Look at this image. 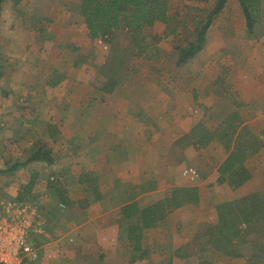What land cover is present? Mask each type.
I'll use <instances>...</instances> for the list:
<instances>
[{
    "label": "crops",
    "instance_id": "1",
    "mask_svg": "<svg viewBox=\"0 0 264 264\" xmlns=\"http://www.w3.org/2000/svg\"><path fill=\"white\" fill-rule=\"evenodd\" d=\"M25 1L29 5L27 15L35 16L34 23L47 21L41 18L52 16L48 26L42 31L34 29L33 35L22 25ZM34 1L4 0L0 9V193L1 198L17 202L21 188L28 182L33 184L25 196L26 201L17 203L26 204L30 199L39 206L41 222L34 223V234L28 236L37 252L34 264H198L192 241L207 214L206 209L211 208L208 199H215L220 190H223L220 194H224L227 181L225 178L223 183L215 186L212 180H202L204 165L213 167L214 164L212 170L217 174L226 152L216 141L195 146L191 138V145L183 148L179 138L190 137L193 127L192 120L185 122L189 113L185 109L184 96L180 94L173 101L168 99L164 87L154 84L144 77L146 75H140L142 79L132 76L120 86L116 83L113 89L107 84L101 88L93 87V74L88 76L86 71H80L79 76L74 77L76 65L86 61V56L99 58L96 48L99 39H89L85 26L76 30L69 22L61 24V18L55 15L51 4L43 3L44 8L35 11ZM79 1L76 0L77 5ZM263 6L264 0H260V9ZM157 24L159 22L154 26ZM27 38L29 42L23 43ZM41 40L45 45L43 49L41 43H38L39 47L36 43ZM62 41L66 42L65 49L46 51L47 47L55 48ZM253 52L255 56L264 57V35L254 50L246 54L253 57ZM34 58L53 62L40 85L34 81ZM69 59L73 61L71 66L65 61ZM240 67L243 73L247 72V65ZM49 74L61 75L60 82L50 85L52 76L48 81ZM242 78L238 79L240 88L245 91L249 88V92L254 89L256 95L251 93L253 97L259 96L254 99L255 119L264 120V112L258 108L264 106V77L260 76V83L249 87L242 83ZM39 86L44 88L41 94L34 92ZM192 92L198 94L197 89ZM42 94L46 101L39 103V99L44 98ZM239 96L241 99L245 95L240 91ZM34 100L38 112L48 113L46 131L62 137L56 148L42 144L54 155L50 164L44 161L25 163L37 149L36 141L24 142V147H20L17 139L8 142V138L26 135V120H32L30 125L34 123L33 111L22 109L24 104L34 105ZM216 100L206 97L200 101L208 105L213 102L210 116L214 123L220 118L226 119V110L230 108L227 102ZM244 104L241 101L237 106L244 108ZM44 105L47 106L45 109ZM237 114L241 127L245 126L253 135L249 125L242 123ZM220 123L206 130L213 131ZM30 128L34 130V127ZM19 150H24L27 157L17 162ZM214 151L217 152V163L213 155H209ZM262 156L263 146L243 163L250 174L245 182L239 186L227 183L230 184L227 200L262 190ZM14 164L16 166L12 168ZM43 167L47 176L40 171ZM184 167L196 169L202 181L184 178L181 173ZM48 179H54V183ZM189 188L196 189L195 200L185 195L184 202L165 210L154 226L143 229L137 241L128 240V226H139L140 220L138 215L126 220L122 215L124 206L134 203L138 211L154 204L166 207L165 200L177 189ZM58 190L69 205L60 203ZM167 231L171 234L166 235L168 239L163 236ZM258 241L255 249L261 252L253 256L258 259L257 255L260 257L262 253L261 259H264V245ZM190 244V251H184ZM215 253L218 256L219 253Z\"/></svg>",
    "mask_w": 264,
    "mask_h": 264
},
{
    "label": "rangeland",
    "instance_id": "2",
    "mask_svg": "<svg viewBox=\"0 0 264 264\" xmlns=\"http://www.w3.org/2000/svg\"><path fill=\"white\" fill-rule=\"evenodd\" d=\"M27 2L22 6V14L24 13L23 16H21L23 20L22 25L26 26V29L28 27V30H30L33 35L34 29H39V31L45 29L50 19H52V16L41 18L48 19L47 21L34 23L35 16L27 15L28 11L26 8L29 6ZM215 2L216 0H169L170 14L173 16V19L168 25L159 23L157 26L153 25L151 29L145 32L141 39V46L143 48L141 53L138 52L137 48L134 46L133 35L125 32H116L109 43L98 40L99 47L97 46L96 48L99 49V51H97V53H99V58H95L93 55L86 56V61H83L80 65L77 63L78 65H76L73 73L74 77L79 76L80 71H86L85 74L88 76L91 75V73L93 74L91 78L93 87L95 85L101 88L103 84H107V86H110L109 89H113L116 83L120 86L123 81H128L132 76H134V79H138L142 77L140 75H146L144 77L150 79L154 84L164 87L165 90H163V92L168 99L173 101L177 96L180 97V94H182L181 97L184 96V103L187 104L185 109L189 113L187 114L188 117L185 119V122H190L192 120L191 126L196 127L199 124L205 129L207 127L213 129L214 125H218L223 120L220 118L219 121L214 123V118L210 116L213 102H210L211 104L208 105L207 102L200 101L206 100V97L212 98L213 100L217 99L216 101H225L230 106V108L226 110V115L228 116L233 112L239 113L242 123H247V125H249L253 135L263 142L264 147V120L255 119L257 108L254 104V99L259 96L253 97L251 93L255 94L254 89H251L252 92H249V88L247 91L240 88L238 80L243 77L242 83H246L249 87V85H253L254 83H260V76L264 77V57L255 56L254 52L252 55L253 57L246 54L249 50H254L256 44L259 43L260 37L264 35V6L257 14L258 22L253 26L252 33L248 34L244 28L243 15H241L237 0H230L225 11L223 9V11L216 15L211 26L208 28L203 49L189 59L186 64L181 66L176 65L178 51L172 46L177 44V47L179 46L182 48L185 47L189 41L193 40L198 30L196 23L206 18ZM43 3L51 4V7L54 6L52 8L54 9L55 15L61 18V24L66 25L69 22L70 25H74L76 30L84 26L83 19L78 13L76 0H35L33 4L34 10L43 9L45 6ZM40 4H42V7H40ZM57 11L59 13H57ZM170 31H173V34L170 33ZM156 39H159V41ZM63 41L61 42L62 44L60 43L55 48L51 46L47 47L46 51L49 52L53 50L55 52L56 49L59 51L65 49L66 42ZM27 42H29L28 38L23 41V43ZM42 42V40L36 42L37 47L40 45L38 43H41V48L43 49L44 44ZM68 44H70V42H68ZM259 52L261 53V51H258V53ZM65 61H69L68 64L70 66L73 63L71 59ZM257 61L260 63L256 65L255 63ZM52 64L50 63V59L44 60L34 58V68L36 69L34 71V81L36 83L39 82V85L42 84L46 72L49 73ZM241 65H247L248 70L246 73H243V69L240 67ZM51 76L52 79H54V75L49 74L47 78L48 81ZM26 81H28V79H26ZM39 87L40 88L34 89V92L41 94L44 88L41 86ZM193 89H197L198 94L192 92ZM240 91L245 95L242 96L241 99L239 96ZM76 94L77 91L74 95ZM41 96L44 98L42 100L39 99V103L46 101L45 95L42 94ZM241 101L245 104L244 108L239 109L237 104L241 103ZM188 102H193L194 104L191 106ZM258 102H260V100H258ZM7 106L10 108L8 104ZM35 106V100L34 105L33 103L22 105L24 112L27 110L33 111L34 123L30 125L32 120H26V123L22 121L27 125L26 135L8 138V142L17 139L18 142L21 143L20 147H24V142L31 143L36 141L35 146L46 144L47 147L56 148L60 145L62 137L56 135V132L54 135L53 132L49 134V132L46 131L48 128V113H45L44 110L38 112ZM46 107L47 106L44 105L43 108L45 109ZM258 108H262L264 112V106L261 105ZM30 127H34V133ZM179 140V144L182 145L183 148L191 145V139L188 136H180ZM19 153L20 154H17L18 159L15 160L17 162L23 161L27 157L24 150H19ZM209 155H213L212 157L215 162H218L216 151ZM261 159L264 160V156H262ZM258 163H260V161H258ZM201 164H205L203 159H201ZM255 164L256 163L253 165ZM204 166H206V169L204 168L203 170V177L192 167L191 168L195 170L197 174L196 178L190 179L183 174V170L189 167H184L181 173L184 178L190 181L199 180L200 177H202V180H212V184L218 186L219 183H216L217 174H214L212 170L214 169V164L213 167L212 165H209V167L208 165ZM40 171L43 175L47 176L48 173L44 171V167ZM53 180L54 179H48V182L54 183ZM226 180L227 181L224 183V187L226 188L224 192H226L220 194L223 192V190H220L215 199H208L211 208L209 207V209H206L207 214L202 218L203 220L199 224L200 228L192 241V251L196 252L200 248L205 249L206 251L203 254L200 253V256L208 261L214 262V264H264V259H261L262 253L260 257L259 254L257 255L258 259H255L256 256H253V254L257 252L255 249L256 241L259 240L258 242H262L264 245V185H262V190L258 191L255 195L252 194L254 196L248 195L247 197L251 198L247 202L242 201V198H244L243 196L241 198L237 197L227 200L226 195L229 191L227 187L230 185L227 183H233L235 178L230 175V177H226ZM229 194L232 195L230 192ZM3 198L4 197L1 198L0 193V212H3V214H0V223H6L8 221L16 222L20 220L23 224L27 225L28 231L26 240L33 254V256H30L28 259H15L13 264H21L22 262L24 264H34L37 252L34 246H32V243H30L28 236L34 234V223L41 222L38 203L28 199L26 204H20L13 202V200L9 198ZM10 203L15 204L16 207H24L23 209H26L24 212L25 217L20 219H9V216L6 217V210L10 213L12 211V205H10L11 208L9 209H7L5 205ZM204 205L207 206L206 203ZM222 212H225L224 217L221 214ZM248 213L252 214V217L247 223L244 221L245 219L242 215H247ZM35 216L38 217V220H36ZM221 217L224 218L223 221ZM217 224L220 228L222 224H224L223 229L227 227L230 228L231 232H227V240L231 247L234 246L235 252L232 254L218 252L219 254L217 256V253H215L217 251H213L209 243H207L209 237L213 235L211 231ZM166 235L171 234L169 231H167L166 234L165 232L163 233V236L168 239ZM241 240L247 243L241 244ZM190 247L191 244L184 251H190ZM195 254L196 256L199 255V253Z\"/></svg>",
    "mask_w": 264,
    "mask_h": 264
},
{
    "label": "trees",
    "instance_id": "3",
    "mask_svg": "<svg viewBox=\"0 0 264 264\" xmlns=\"http://www.w3.org/2000/svg\"><path fill=\"white\" fill-rule=\"evenodd\" d=\"M3 1L0 0V9ZM227 1L216 0L206 18L196 23L198 30L193 40L189 41L185 47H177V44L172 46L178 51L177 66L186 64L189 59L203 49L206 32L215 19V16L223 10ZM237 3L243 15L244 28L248 34H251L253 26L258 19L257 14L260 10V0H237ZM78 13L83 19L89 39H99L109 43L116 32H125L133 35L134 46L140 53L143 51L141 39L145 32L151 29L157 22L168 25L173 19V16L170 14L169 0H80ZM170 33L173 34V31H170ZM156 40L159 41V39ZM61 77V75L54 74V79L51 78L50 85H55L60 82ZM190 138L196 144L195 146H204L210 141H216L222 146L226 152V157L217 168V182L221 184L227 176L232 175L235 178V181H233V185L235 186H239L249 178L250 174L243 167V163L252 155L256 154L263 146V142L251 135L245 126L241 127L238 114L234 112L229 114L213 131H208L198 124L191 130ZM53 156L49 150L44 149L43 145H41L34 150L26 159L25 163L44 161L50 164ZM15 166L14 164L12 168ZM32 186L33 184L28 182L21 188L16 198L17 202L25 201V196L30 193ZM180 194L182 195L180 196ZM185 195L188 198L193 197V200H195L196 189H177L171 195L170 199L165 200L166 207H162L160 204H154L138 211L134 203L124 206L122 208V215L126 220L136 215L139 216L140 220L139 226H128V240L137 241L143 229L154 226L163 217L165 210L167 212L171 208L177 207L184 202L186 200L184 198ZM58 198L62 205H69L59 190ZM250 198L246 196L242 198V201L247 202ZM224 213H221L223 217ZM242 216H244V221L248 223L251 220L252 214L248 213ZM223 217H221L222 221L224 220ZM223 226L224 224L220 228L217 224L213 228L211 231L213 235L209 237L207 243H209L213 251L232 254L235 252L234 246L231 247L227 240V232H231V230L229 227L223 229ZM240 242L241 244L247 243L243 240ZM205 251V249L200 248L194 252L199 253L197 256L198 264H211L207 259L200 256V253L203 254ZM257 252L261 251L258 250Z\"/></svg>",
    "mask_w": 264,
    "mask_h": 264
},
{
    "label": "built area",
    "instance_id": "4",
    "mask_svg": "<svg viewBox=\"0 0 264 264\" xmlns=\"http://www.w3.org/2000/svg\"><path fill=\"white\" fill-rule=\"evenodd\" d=\"M183 174L188 176L190 179L196 178L197 174L192 168H186L183 170ZM12 211L9 213L8 210L6 217L9 219L15 218L20 219L25 217L26 209L24 207L17 206L15 204H7V209L11 208ZM0 214H3V212ZM28 226L23 224L20 220L13 222L8 221L6 223H0V263L13 264L15 259H28L33 256L31 253V247L28 244L27 239ZM35 257V255H34Z\"/></svg>",
    "mask_w": 264,
    "mask_h": 264
}]
</instances>
